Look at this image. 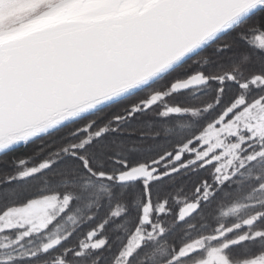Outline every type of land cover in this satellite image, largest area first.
<instances>
[{
	"label": "snow or ice",
	"instance_id": "1",
	"mask_svg": "<svg viewBox=\"0 0 264 264\" xmlns=\"http://www.w3.org/2000/svg\"><path fill=\"white\" fill-rule=\"evenodd\" d=\"M0 264H264V0H0Z\"/></svg>",
	"mask_w": 264,
	"mask_h": 264
},
{
	"label": "trees",
	"instance_id": "2",
	"mask_svg": "<svg viewBox=\"0 0 264 264\" xmlns=\"http://www.w3.org/2000/svg\"><path fill=\"white\" fill-rule=\"evenodd\" d=\"M19 155H27V152L26 151H21L18 153Z\"/></svg>",
	"mask_w": 264,
	"mask_h": 264
}]
</instances>
